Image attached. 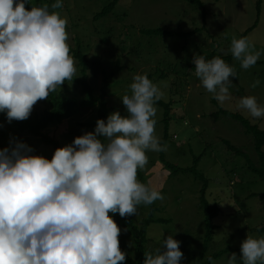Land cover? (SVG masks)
I'll list each match as a JSON object with an SVG mask.
<instances>
[{
	"label": "rangeland",
	"instance_id": "rangeland-1",
	"mask_svg": "<svg viewBox=\"0 0 264 264\" xmlns=\"http://www.w3.org/2000/svg\"><path fill=\"white\" fill-rule=\"evenodd\" d=\"M111 1L62 0V8L51 9L67 19V43L70 47L80 42L86 57L91 61L99 60L106 69H110L117 60L123 66L107 89L108 115L114 111L126 115L120 97L130 94V84L137 74L149 76L163 92L160 100L171 102L165 159L180 168H188L199 156L195 166L205 177V197L219 209L213 218L215 228L207 253L232 246L237 251L224 253L213 261L215 264H226L231 253H236L239 259L240 245L247 235L264 237V234L250 231L264 224V181L246 166V154L254 165H260L252 137L244 132L238 121L222 113L215 120L209 115L220 108L240 112L264 129V118L253 119L235 108L239 98L245 96H254L259 104L264 105V0H261L259 15L257 0H199L200 6L187 0H118L110 13L95 18V14ZM254 23L256 25L244 35V31ZM141 28L184 33L195 28L198 30L188 37L147 36L140 32ZM234 36L249 38L254 50L261 52L256 64L247 70L241 68L240 62L231 55ZM212 52L218 56H229L224 61L236 73V77H230L233 83L229 89L232 100L223 105L217 100L214 102L212 94L201 85L192 62L194 54L210 60L214 58ZM74 67L76 77L78 69L75 60ZM87 75L94 94L98 95L101 73L91 66ZM64 84L58 88L62 90ZM68 88L66 93L77 96L80 102L83 98L80 88L71 82ZM46 107V100L37 101L30 116L41 113ZM155 107V134L161 139L164 132L163 108L156 104ZM93 119H96L95 107L78 104L76 114L50 125L43 133L55 136L63 147L70 144L74 137L93 131L95 127L89 125ZM11 139L23 141L35 150L34 154L51 159V146L26 132H17L13 123H7L4 114L0 113V149L9 147ZM221 139L228 140L244 155L226 149ZM146 155L147 164L139 170L146 185L160 190L164 196L163 200L153 203L159 208L153 217L169 220L148 226L147 246L155 253L162 247V239L172 235L180 242L179 248L183 253L181 264L194 263L204 247L199 239L204 233L203 214L199 210L200 189L204 183L190 172L170 174V169L160 161L159 152L147 151ZM148 212L149 205H138L136 215L130 216L131 221L140 227ZM117 226L121 230L118 237L120 250L131 255L134 240L121 226Z\"/></svg>",
	"mask_w": 264,
	"mask_h": 264
},
{
	"label": "clouds",
	"instance_id": "clouds-1",
	"mask_svg": "<svg viewBox=\"0 0 264 264\" xmlns=\"http://www.w3.org/2000/svg\"><path fill=\"white\" fill-rule=\"evenodd\" d=\"M26 3L0 0V113L9 124L28 119L37 101L76 73L67 19L48 5L26 10ZM62 7V0L51 5ZM230 52L245 70L261 55L247 37L234 36ZM192 62L206 91L221 105L230 102L234 69L219 56L194 54ZM130 90L120 97L126 115L97 119L93 131L56 148L51 159L17 139L0 149V264H123L121 230L109 213L136 215L138 205L164 199L137 180L146 152L165 150L155 134L163 92L146 74L135 75ZM235 108L264 118L254 96L239 98ZM179 245L168 235L155 253L144 252L143 264H181ZM226 264H264V237L247 235L239 259L231 253Z\"/></svg>",
	"mask_w": 264,
	"mask_h": 264
},
{
	"label": "trees",
	"instance_id": "trees-1",
	"mask_svg": "<svg viewBox=\"0 0 264 264\" xmlns=\"http://www.w3.org/2000/svg\"><path fill=\"white\" fill-rule=\"evenodd\" d=\"M54 0H28V3L25 4L26 10H30L32 6H42L46 2V5L49 6V11L51 12V5ZM191 4H195L200 6L201 3L199 0H187ZM118 0H112L107 5H105L100 12L95 14V18H100L102 16L107 15L112 11L114 6ZM261 0L256 1V8L260 10ZM254 25L244 31V35L250 31ZM198 29L195 28L191 32H171L167 30H163L161 28H154V29H145L141 28L140 32L143 35L152 36V35H161V36H177V37H188L193 32H196ZM70 47V46H69ZM70 54L73 56V59L76 61V67L78 71V75L74 77L72 81H67L63 86L64 88L61 90L57 88L54 92L49 94L47 101V107L39 114H33L29 116L28 119L24 121H12L13 125L17 132L20 133H27L31 136L39 138L44 144L51 146L52 154L54 150L58 147H61L60 141L55 137L48 134L43 133V130L49 127L50 125L57 124L69 117L73 116L78 112V104L83 106H92L95 107L96 111V119L92 120L90 123V127H95V122L97 119H106L108 116V107H107V89L111 86L113 78L116 76L118 72H120L123 66L120 62L114 61L112 67L110 69H106L102 67V64L99 60H89L86 55L81 51L80 42L75 43V47H70ZM215 53L212 52V57L218 56L214 55ZM210 56V57H211ZM209 57V56H208ZM223 60L229 59V56H219ZM211 59V58H209ZM91 66H95L98 68L99 72L101 73V87L98 95H95L91 85L87 80V73ZM149 78V76H147ZM150 79V78H149ZM71 82L73 85L80 88L83 98L78 102L77 96H70L66 92L68 91V83ZM66 86V87H65ZM215 102V99H213ZM156 105L163 108V118L162 122L164 123V132L163 137L160 139V143L162 146H165V143L168 139V123L171 118V102H163L159 100L156 102ZM226 115L236 121H238L242 127L244 128V132L252 137L254 148L257 154L259 166H256L252 163L249 156L246 154L244 155L239 149L236 148L235 145H232L228 140L221 139L222 143L226 146V149L230 150L235 154H241L242 156L246 157V166L248 170L255 173L264 181V129L260 128L257 124L250 122L246 117H244L240 112H231L224 110L222 108L218 109V111L210 113L214 120L218 117L219 114ZM88 125V124H87ZM88 125V126H89ZM159 159L163 163L164 167L170 169V174L176 172H190L195 175L196 178L200 179L204 184L200 189V197H199V210L203 214V222L202 226L204 229V233L199 236L200 241L203 242V248L200 249L198 255L196 256L194 263L188 264H211L212 261L224 253L229 251H237V249L232 248V246H226L223 249L218 251H214L211 253H207L208 245L212 241V233L213 229L215 228V224L213 223V218L218 214V207L215 204H210L206 197H205V190H206V182L205 177L202 173H200L197 169L195 164L199 160V156L194 158V164L188 168H180L176 165L169 163L165 159L164 151L159 152ZM137 177L139 182L146 185V182L143 178L142 173L138 169ZM254 195V194H250ZM264 195V193H263ZM159 210L157 206L154 204L149 205V212L146 218H144L143 223L140 227H137L131 221L130 216L120 217L119 214H112L109 215L113 218L114 222L121 226L123 230L130 234L134 240V247L133 252L131 255L126 254V259L123 264H143L144 260V252H151L148 244V236L146 235L147 228L151 223L158 222V223H167L169 222L168 219L164 218H154V213ZM251 232H257L259 234H264V224L258 227H253L250 229ZM184 240V237H183ZM209 257L212 260H209Z\"/></svg>",
	"mask_w": 264,
	"mask_h": 264
}]
</instances>
